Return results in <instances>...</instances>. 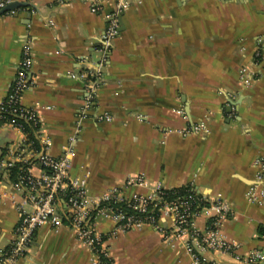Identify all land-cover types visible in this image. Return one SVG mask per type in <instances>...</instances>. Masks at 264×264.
I'll list each match as a JSON object with an SVG mask.
<instances>
[{"label":"crops","instance_id":"crops-1","mask_svg":"<svg viewBox=\"0 0 264 264\" xmlns=\"http://www.w3.org/2000/svg\"><path fill=\"white\" fill-rule=\"evenodd\" d=\"M0 1L30 3L0 15V101L28 46L33 84L21 103L39 116L52 155L63 156L76 135L71 173L86 178L92 197L111 187L132 198L193 184L206 200L227 206L220 234L239 255L264 249V206L247 199L264 159V0L135 1L121 15L102 65L101 36L114 0H105L100 12L92 11L93 0ZM98 67L97 95L88 117L79 119L86 85L71 73ZM105 113L110 121L99 119ZM196 123L207 130L185 132ZM22 140L19 129L0 122V155ZM138 173L147 186L126 187V178ZM10 182L4 175L0 183V251L15 238L21 218L22 195ZM215 212L204 209L193 227L204 233ZM175 225L163 213L158 228L123 230L104 211L96 227L114 264H196L189 243L207 262H236L188 233L175 235ZM96 260L71 227L47 223L17 264Z\"/></svg>","mask_w":264,"mask_h":264},{"label":"built area","instance_id":"built-area-1","mask_svg":"<svg viewBox=\"0 0 264 264\" xmlns=\"http://www.w3.org/2000/svg\"><path fill=\"white\" fill-rule=\"evenodd\" d=\"M105 0H93L91 9L93 12H100L103 9ZM139 0H114L113 9L106 14L108 19L107 27L101 36V65L107 60V52L110 49L113 39L118 35L120 29V19L123 12L130 5ZM5 1H0V8L4 7ZM33 58L30 48L27 46L23 52V59L13 84L10 87L7 97L0 101V122L10 124L19 129L23 135V140L18 144H10L6 149L4 157L0 158V183L5 176L9 177V167L14 163L25 164L16 181H11V187L15 192L21 193L22 201L18 205L21 218L16 227V236L11 243L0 251V264H17L23 258L33 242L36 231L44 224L58 226L67 224L73 229L77 237L91 247L97 256L93 264H109L102 260L108 258L110 264H114L109 256L108 247L105 245L107 237L97 231V220L104 211H112L117 224V228L130 230L142 227L144 224H153L158 228V222L154 217L152 222H145L137 216L128 214L120 208L115 209L105 203L111 201L126 202L130 207L141 212H147L151 200H160V190L164 187H157L151 194L136 195L132 198L126 197L122 189L111 187L104 191L99 197H92L88 193L87 181L84 176L72 175V157L75 152L74 145L77 141L76 135H72L65 146L63 156H54L48 151V139L42 134L41 121L36 111L22 105L21 97L23 93L32 86L31 67ZM101 70L98 67L91 73H71L72 77H80L85 81L86 93L84 102L79 112L78 118H86L89 115L91 105L97 95L100 84ZM22 117L36 129V140L40 147H36L35 142L28 138L23 128L16 123V120H6L7 115ZM99 119L110 121L109 114L99 115ZM207 130L204 123L193 124L186 133H198ZM80 129L76 133H79ZM10 156V159L6 157ZM259 170L254 183L247 191V199L250 203L264 206V159L257 161ZM37 170V172H35ZM148 182L143 173L129 175L125 180L126 187L147 186ZM1 196V194H0ZM208 201V200H207ZM210 202L204 209H214L216 212L210 215L207 230L202 233L193 227V220L200 213H190L189 208L183 202L169 204L165 203L161 208L163 213L172 214L175 218L174 233L177 236L188 233L200 246L207 250L220 254H227L234 257V264H264V249L255 248L248 255L242 256L237 253V246L227 241L220 234V227L224 218L229 216L227 206L221 201ZM26 206H30L27 209ZM183 211H182V210ZM160 216V218H161ZM159 218V219H160ZM159 221V220H158ZM165 236L170 231L162 230ZM264 236V233H263ZM189 249L194 255L195 263L220 264L216 259L212 262L205 261L197 250L189 243Z\"/></svg>","mask_w":264,"mask_h":264},{"label":"trees","instance_id":"trees-1","mask_svg":"<svg viewBox=\"0 0 264 264\" xmlns=\"http://www.w3.org/2000/svg\"><path fill=\"white\" fill-rule=\"evenodd\" d=\"M13 119L16 120L15 122L23 128V131L28 135V138L35 142L36 147H40L38 140H36V129L22 117H17L13 114L7 115L6 117V120L8 121ZM4 154L5 152L0 155V158H3ZM24 165L25 164L18 162L9 167L8 175L11 181L14 182L19 178L21 169ZM159 192L162 198L160 200H151L148 205L147 212H141L138 209L132 208L126 202L111 201L110 203L105 204L108 206H113L115 209L120 208L123 211H126L128 214L137 216L139 219L145 222H152L151 218L154 217L156 220L154 223L158 222L161 216L160 208L165 203L175 204L183 202L185 206L189 208L190 213H200L204 207L210 205V202L207 201L203 195L197 191L193 184H187L173 188H162ZM209 222H211V220ZM260 231L264 233V227H261ZM104 237L106 238V236ZM102 260L107 261L109 264L111 263L110 259L104 258L103 256Z\"/></svg>","mask_w":264,"mask_h":264},{"label":"water","instance_id":"water-1","mask_svg":"<svg viewBox=\"0 0 264 264\" xmlns=\"http://www.w3.org/2000/svg\"><path fill=\"white\" fill-rule=\"evenodd\" d=\"M30 3L28 2H18V1H12L7 3L1 10H0V15L7 12V11H11L14 10L16 8H18L19 6H27Z\"/></svg>","mask_w":264,"mask_h":264}]
</instances>
